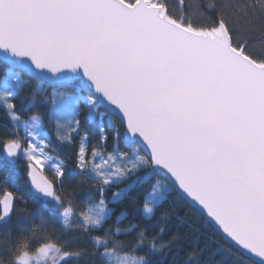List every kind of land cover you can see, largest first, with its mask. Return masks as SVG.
I'll return each mask as SVG.
<instances>
[{"label":"snow or ice","instance_id":"6c2138e0","mask_svg":"<svg viewBox=\"0 0 264 264\" xmlns=\"http://www.w3.org/2000/svg\"><path fill=\"white\" fill-rule=\"evenodd\" d=\"M0 173V264H264V0H0Z\"/></svg>","mask_w":264,"mask_h":264},{"label":"trees","instance_id":"16d2710c","mask_svg":"<svg viewBox=\"0 0 264 264\" xmlns=\"http://www.w3.org/2000/svg\"><path fill=\"white\" fill-rule=\"evenodd\" d=\"M50 90V89H49ZM57 152L63 155V149L58 148ZM11 170L14 176V179H10L9 187L12 190L22 191L21 181L23 178V162H19L17 164L11 165ZM2 175V173H0ZM110 195V194H109ZM178 210L180 211L181 215H185L186 217L196 221V227L199 228L202 232L206 233L207 235H213V227L210 223H205L202 219L199 218L198 214L196 213L195 209L186 206V205H179ZM216 259H221L222 254H218ZM70 264H78L76 261H70Z\"/></svg>","mask_w":264,"mask_h":264}]
</instances>
